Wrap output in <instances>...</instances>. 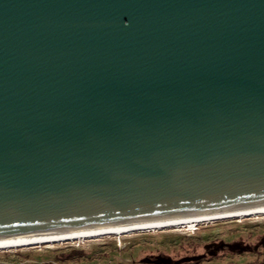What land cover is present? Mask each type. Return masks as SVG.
<instances>
[{
    "label": "water",
    "instance_id": "95a60500",
    "mask_svg": "<svg viewBox=\"0 0 264 264\" xmlns=\"http://www.w3.org/2000/svg\"><path fill=\"white\" fill-rule=\"evenodd\" d=\"M264 205V0H0V240Z\"/></svg>",
    "mask_w": 264,
    "mask_h": 264
},
{
    "label": "rangeland",
    "instance_id": "374dc122",
    "mask_svg": "<svg viewBox=\"0 0 264 264\" xmlns=\"http://www.w3.org/2000/svg\"><path fill=\"white\" fill-rule=\"evenodd\" d=\"M0 264H264V214L3 248Z\"/></svg>",
    "mask_w": 264,
    "mask_h": 264
},
{
    "label": "bare ground",
    "instance_id": "6f19581e",
    "mask_svg": "<svg viewBox=\"0 0 264 264\" xmlns=\"http://www.w3.org/2000/svg\"><path fill=\"white\" fill-rule=\"evenodd\" d=\"M262 214H264V205L234 211L195 214L183 217H173L168 219H160L139 223H126L70 231H60L55 233H45L24 237H11L8 239L0 240V249L11 247L36 246L65 241H84L85 239L96 238L105 235H121L124 233H132L147 230H160L170 227H187L189 229H192L194 227H197L199 224L213 222L220 219L235 217L242 218L246 216Z\"/></svg>",
    "mask_w": 264,
    "mask_h": 264
}]
</instances>
